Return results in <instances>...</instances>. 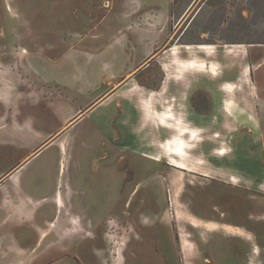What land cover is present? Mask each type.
I'll list each match as a JSON object with an SVG mask.
<instances>
[{
  "label": "rangeland",
  "instance_id": "374dc122",
  "mask_svg": "<svg viewBox=\"0 0 264 264\" xmlns=\"http://www.w3.org/2000/svg\"><path fill=\"white\" fill-rule=\"evenodd\" d=\"M191 1L183 0L189 10L179 25L171 23L164 30L153 26L168 36L166 41L155 43L148 34H137L143 26L127 24L122 0H0V48L7 51L8 66L23 77V82L17 80L19 87H28L40 98L33 104L24 100L19 117L34 115L39 128L47 133L25 136L20 146H0V163L21 164L39 147L53 143V150L32 159L22 178L44 168V175L72 179L89 196L97 195L103 202L107 195L115 194L110 173H102L111 170L121 182V209L137 183L135 199L126 208L142 213L169 208L173 224L175 206L170 193L179 196V208L190 207L202 217L218 215L219 193H230L229 186L219 189L193 175L205 174L225 182L237 177L235 186L261 190L256 178L264 177V131H258L260 125L264 127V112L260 113L255 103L250 78L241 72L246 63L240 50L249 43L264 41V0ZM197 44L214 45L213 51L207 55L194 46ZM174 45L193 46L178 47L180 52L174 55L170 52ZM68 48L74 51L64 55ZM230 48L233 51H228ZM33 51L48 53L46 58L54 62V69L50 67L54 78L49 84L34 68H29L31 73L23 72L22 65L31 66L23 54ZM189 57L206 60L205 70L179 65V59ZM209 61L216 62L218 74L211 72ZM39 67L42 70V63ZM263 75L258 79L264 82ZM226 81L236 82L237 87L227 92L223 87ZM146 98L158 110L172 108L178 118L196 129L199 141L193 143L188 157L195 166L193 171L181 173L168 163L164 153L147 151L153 138L163 139L173 131L158 128L157 118L142 107L134 120L129 106ZM226 98H232L241 109L228 112ZM200 113L209 115L197 116ZM58 144L63 148L61 154ZM218 147L226 153H214ZM142 153L162 156L164 164H140L144 162ZM58 162L66 168L56 174ZM171 178L179 183L173 185ZM149 180L152 187L144 184ZM182 196L184 205L180 204ZM240 201L232 199L234 205L241 206ZM185 219L182 215L181 220ZM19 223L21 220L15 225ZM128 223V217L119 219L120 225ZM141 231L150 233L149 229ZM150 251L153 257L155 245L150 244Z\"/></svg>",
  "mask_w": 264,
  "mask_h": 264
},
{
  "label": "crops",
  "instance_id": "0c3cea01",
  "mask_svg": "<svg viewBox=\"0 0 264 264\" xmlns=\"http://www.w3.org/2000/svg\"><path fill=\"white\" fill-rule=\"evenodd\" d=\"M122 1L127 9V24L143 26L136 30L137 34H148L155 43L166 41L168 36L163 28L171 23L179 25L189 10L183 0ZM153 26H162L163 30L158 27L154 29ZM152 48H155V44L151 50ZM72 51L74 49L68 48L64 55H69ZM240 52H243L246 63L241 72L244 75L247 73L250 78V88L256 94L255 103L259 112H264V82L260 79L262 84L258 79L264 73V41L249 43ZM25 53L23 56L29 59L31 66L22 65L23 72L31 73L29 68H34L36 74L42 76L44 83L49 84L54 78V75H50V67L54 69V62L46 58L49 54L41 51ZM6 57L7 51L0 48V146H20L25 136L39 137L46 136L47 133L39 128V123H36L38 118L34 115L28 113L22 118L19 117L20 105L24 100L33 104L39 103L40 98L38 95L34 96L28 87L24 90L19 87L17 80L22 81L23 77L8 66ZM204 61L207 67V61ZM34 62H37V65H34ZM209 63L211 70V64L216 65V62ZM30 84L28 82L27 85L32 87ZM223 87L227 92H232L237 86L236 82L226 81ZM147 100L148 98L143 102L136 101L132 107L129 106L130 112L134 113V120L137 110L142 107L147 114H153L157 118L158 128L164 127L173 131L163 139L156 141L153 138L147 151L164 153L168 163L181 173L193 171L195 166L188 161V157L193 143L199 141V138H195L196 129L186 125L172 108L158 110ZM224 107L230 113L241 109L232 98L224 100ZM167 112L170 117L166 116ZM207 115L209 114H197ZM259 116L263 118V115ZM258 119L259 122L262 121ZM258 124L254 123L255 126ZM260 126L258 131L263 132L264 127ZM133 128L135 130V123ZM183 128L188 131H182ZM245 134L247 136L248 132L245 131ZM134 137L135 135L131 138ZM180 138L187 144L182 151L178 148ZM51 144L53 143L39 147L21 164L0 163V264H264V177L260 180L256 178V184L261 186V190L251 191L235 186L233 180L237 177L225 182L218 178H209L205 174L193 175L199 180L216 185L219 189L229 186L230 193H219L221 202L216 210H220V213L210 217H202L190 207L179 208L176 202L179 196L177 197L176 192L173 193L175 210L177 208L181 216L186 218L180 222L176 219L173 224L169 208L143 213L127 209L137 194V183H134L133 192L127 195L121 209V182L111 170H102V173H110L108 177L113 179L115 185H112L111 189L115 194L107 195L102 199L103 202L99 201L97 195L89 196L83 191V187L78 186L72 179H58L57 176L52 179L48 173L44 175V168L39 171L42 175H39V172H29L27 177L22 178L21 173L25 167L33 164L32 159L35 156L51 150ZM56 147L61 154V145ZM218 149L219 147L215 148L214 153H226L225 148L223 153H218ZM142 155L140 157L144 162L140 164H164L162 156L148 153ZM64 168L66 164L58 162L56 174L62 173ZM147 179L149 178H145V181ZM171 180H175V185L179 183L176 178ZM149 181L144 184L152 187L154 184ZM138 185L142 186L143 183L139 182ZM170 195L172 196V193ZM182 197L179 203L184 205V196ZM235 198L250 202L251 205L243 201H240L241 206L234 205L232 199ZM157 200L161 202L162 196L159 195ZM121 217H128L127 226L119 224ZM10 218H13V221H8ZM20 220L21 223L15 225ZM5 221L8 223L4 224ZM143 229H149L150 233L144 235L141 233ZM150 244L155 245L153 257Z\"/></svg>",
  "mask_w": 264,
  "mask_h": 264
},
{
  "label": "bare ground",
  "instance_id": "6f19581e",
  "mask_svg": "<svg viewBox=\"0 0 264 264\" xmlns=\"http://www.w3.org/2000/svg\"><path fill=\"white\" fill-rule=\"evenodd\" d=\"M181 46H184V47H186V48H188V49H190L193 45H174V46H172L171 47V53L172 54H174V55H178L179 54V49H178V47H181ZM195 47H197V48H200V49H202L207 55L208 54H211V52L213 51L211 48H213L214 47V45H211V44H197V45H194ZM235 46H239V45H235ZM25 50V49H24ZM228 51H233V49L232 48H230V49H228ZM178 63H179V65L180 66H186V67H197V68H199V69H203V68H205L206 67V64H205V61H204V59H202V58H197V57H189V58H184V59H179L178 60ZM216 65L215 64H211V70H212V72H216ZM166 112V111H165ZM164 114V113H163ZM168 115V116H167ZM166 116L167 117H170L171 115H170V113L169 112H167L166 113ZM174 116V115H173ZM163 119V118H162ZM175 123V122H174ZM193 130V129H192ZM192 130H189V131H191L192 133L194 132V131H192ZM182 131H184V132H187L188 131V129H186V128H183V130ZM178 132V131H177ZM176 132V133H177ZM186 135V134H185ZM191 135V134H190ZM191 137V136H190ZM195 138H198L197 136L195 137ZM173 140H176V139H173ZM175 143V142H174ZM179 145H178V148H179V150H184V147L185 146H187V144H186V142H185V140H183V139H179V143H178ZM174 145V144H173ZM189 145V144H188ZM168 146H170V143L168 144ZM173 147V146H172ZM172 147H169L170 149L172 148ZM189 149V148H188ZM223 149H218L217 150V152L218 153H223V151H222ZM154 159H158L157 157H153ZM173 159V158H172ZM174 161V160H173ZM176 165V164H175ZM172 179V178H171ZM171 183L172 184H175L176 182H175V180H171ZM60 198V197H59ZM169 199H171V201L173 202V204H175V197H174V195L172 194V196H170V198ZM59 200V199H58ZM175 211V218L180 222V220H181V213H180V211L176 208V210H174ZM240 236H243V235H240Z\"/></svg>",
  "mask_w": 264,
  "mask_h": 264
},
{
  "label": "built area",
  "instance_id": "2783aa9c",
  "mask_svg": "<svg viewBox=\"0 0 264 264\" xmlns=\"http://www.w3.org/2000/svg\"><path fill=\"white\" fill-rule=\"evenodd\" d=\"M199 2H201V0H192V1H191V4H193V3L198 4Z\"/></svg>",
  "mask_w": 264,
  "mask_h": 264
},
{
  "label": "flooded vegetation",
  "instance_id": "af4514ba",
  "mask_svg": "<svg viewBox=\"0 0 264 264\" xmlns=\"http://www.w3.org/2000/svg\"><path fill=\"white\" fill-rule=\"evenodd\" d=\"M130 182V181H129Z\"/></svg>",
  "mask_w": 264,
  "mask_h": 264
}]
</instances>
